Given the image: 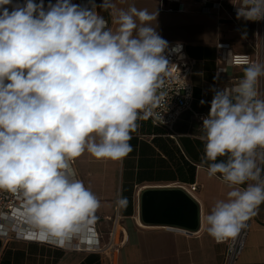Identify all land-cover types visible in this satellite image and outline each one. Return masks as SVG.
<instances>
[{
    "label": "clouds",
    "instance_id": "1",
    "mask_svg": "<svg viewBox=\"0 0 264 264\" xmlns=\"http://www.w3.org/2000/svg\"><path fill=\"white\" fill-rule=\"evenodd\" d=\"M11 4L0 0V190L22 193L40 239L62 241L91 224L100 208L69 162L85 151L113 161L132 151L137 120L158 118V90L171 75L168 42L154 26L158 12L135 5L118 10L112 30L94 8L70 0L47 10L34 0L4 7ZM234 6L237 19H264V0ZM102 7L115 6L104 0ZM261 77L264 63L249 64L243 79L215 92L202 118L201 167L209 178L221 174L230 189L202 217L217 243L235 239L264 204ZM127 202L119 195L117 210Z\"/></svg>",
    "mask_w": 264,
    "mask_h": 264
},
{
    "label": "crops",
    "instance_id": "2",
    "mask_svg": "<svg viewBox=\"0 0 264 264\" xmlns=\"http://www.w3.org/2000/svg\"><path fill=\"white\" fill-rule=\"evenodd\" d=\"M77 1L70 0L75 5ZM87 1L88 8L80 9L94 8L112 30L118 27L114 17L119 9L135 5L148 12L157 11L154 26L158 34L167 42L184 43L188 56L194 60L190 75L193 99L171 128L154 125L149 118L138 119L137 130L129 141L132 151L121 160L97 159L85 151L71 161L76 178L100 201L96 219L84 227L79 238L84 237L87 242L95 235L99 244L104 245L114 230L112 248L98 253L64 249L53 243L0 238V264H224L226 245L217 243L207 233L202 217L211 212L217 200H226L230 189L221 174L209 178L207 165L201 167L204 142L199 138L200 127L215 92L233 87L244 78L247 67L225 64L218 44L228 43L232 51L250 53L253 63H264V35L259 22L237 19L232 7L239 0H210V4L219 1L220 6L209 13L201 11L198 0H184L186 7L181 12L168 11L169 6H176L169 0H111L115 7L108 9L102 7L104 0ZM220 67L225 69L219 72ZM256 87L264 97V77L258 79ZM226 160L227 157H218L216 162ZM193 183L198 187L190 191L189 185ZM181 185L199 204L198 230L142 221L143 191ZM121 194L128 202L126 208L117 210L115 201ZM256 213L236 264H264V204ZM21 217L27 222L24 213ZM73 241L81 242L75 238Z\"/></svg>",
    "mask_w": 264,
    "mask_h": 264
},
{
    "label": "built area",
    "instance_id": "3",
    "mask_svg": "<svg viewBox=\"0 0 264 264\" xmlns=\"http://www.w3.org/2000/svg\"><path fill=\"white\" fill-rule=\"evenodd\" d=\"M175 3L176 6H169L168 11H184L186 4L184 0H169ZM201 4V11L209 13L212 8L220 6L219 1L212 2L210 0H198ZM25 0H12L11 5H6L9 11L12 10L16 4L23 5ZM35 3H43L45 10L49 4H55L56 0H34ZM79 8H88L87 0L77 1ZM232 11L236 13V7H232ZM261 28V33L264 35V19L258 20ZM179 43L180 47H177ZM220 57L225 64L233 66H248L253 63L252 56L247 52H235L230 48L228 43H219ZM165 58L170 64V76L165 77V81L161 89L158 91L164 93L160 104L154 109L158 114V118L149 117L154 125H163L171 128L180 114L190 107L193 99V84L190 81V75L194 66V60L190 58L186 52L185 44L179 41L168 42V48L164 52ZM225 68L220 67L219 72ZM219 90V89H218ZM70 168L74 171L72 162L70 161ZM76 178V176H75ZM184 189V185H181ZM198 187L197 183L189 185V190L194 191ZM187 190V189H186ZM23 210V195L22 193H11L6 190H0V238L7 240L9 238H16L25 241H37L41 243H53L64 249H78L91 252L104 253L112 248L114 244V230L109 234L110 238L106 244H99L98 238L91 235L87 242L85 238H79L80 233L73 234L62 241L51 238L40 239L35 228H28L29 223L22 221L21 214ZM26 223V224H25ZM251 219L246 222V227L241 230L240 234L235 239L225 241L226 254L224 264H236L241 256L245 246L247 237L250 231ZM81 240V242H74L73 240Z\"/></svg>",
    "mask_w": 264,
    "mask_h": 264
},
{
    "label": "water",
    "instance_id": "4",
    "mask_svg": "<svg viewBox=\"0 0 264 264\" xmlns=\"http://www.w3.org/2000/svg\"><path fill=\"white\" fill-rule=\"evenodd\" d=\"M141 219L196 231L200 225L197 201L183 187L147 189L140 196Z\"/></svg>",
    "mask_w": 264,
    "mask_h": 264
},
{
    "label": "bare ground",
    "instance_id": "5",
    "mask_svg": "<svg viewBox=\"0 0 264 264\" xmlns=\"http://www.w3.org/2000/svg\"><path fill=\"white\" fill-rule=\"evenodd\" d=\"M82 236H83V235H82ZM82 236H81V237H82Z\"/></svg>",
    "mask_w": 264,
    "mask_h": 264
}]
</instances>
